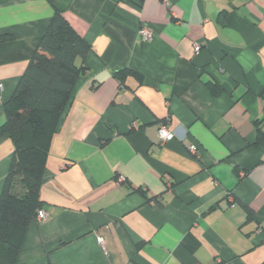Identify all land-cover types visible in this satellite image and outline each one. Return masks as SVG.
Returning a JSON list of instances; mask_svg holds the SVG:
<instances>
[{
    "label": "crops",
    "instance_id": "1",
    "mask_svg": "<svg viewBox=\"0 0 264 264\" xmlns=\"http://www.w3.org/2000/svg\"><path fill=\"white\" fill-rule=\"evenodd\" d=\"M55 9L91 50L15 264H264V0H0V128Z\"/></svg>",
    "mask_w": 264,
    "mask_h": 264
},
{
    "label": "trees",
    "instance_id": "2",
    "mask_svg": "<svg viewBox=\"0 0 264 264\" xmlns=\"http://www.w3.org/2000/svg\"><path fill=\"white\" fill-rule=\"evenodd\" d=\"M53 6V0H47ZM12 38L0 35V44ZM91 47L56 10L11 98L3 104L14 154L0 196V264H15L31 222L43 207L40 188L51 141ZM123 84L131 69L114 72ZM156 199V198H155Z\"/></svg>",
    "mask_w": 264,
    "mask_h": 264
},
{
    "label": "built area",
    "instance_id": "3",
    "mask_svg": "<svg viewBox=\"0 0 264 264\" xmlns=\"http://www.w3.org/2000/svg\"><path fill=\"white\" fill-rule=\"evenodd\" d=\"M139 34L141 35L142 39L146 42L152 40L153 38V33L148 27L141 28V30L139 31ZM194 50H195V53L198 54L201 50V44L196 43L194 45ZM0 88H2L1 84H0ZM159 136L163 143L171 141L175 138L174 132L168 130V128L165 125L159 126ZM189 151L191 154L196 156L198 153V147L196 145H190ZM118 180L123 181V178L120 177L118 178ZM46 219H47V213L43 210H39L35 218V221L42 222Z\"/></svg>",
    "mask_w": 264,
    "mask_h": 264
}]
</instances>
